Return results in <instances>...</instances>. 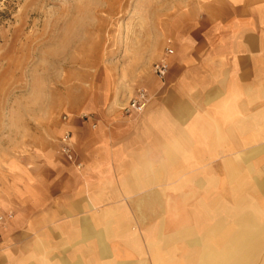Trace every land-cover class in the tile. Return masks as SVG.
<instances>
[{
	"label": "crops",
	"instance_id": "1",
	"mask_svg": "<svg viewBox=\"0 0 264 264\" xmlns=\"http://www.w3.org/2000/svg\"><path fill=\"white\" fill-rule=\"evenodd\" d=\"M130 33L118 70L0 171V264H264V0H183Z\"/></svg>",
	"mask_w": 264,
	"mask_h": 264
},
{
	"label": "rangeland",
	"instance_id": "2",
	"mask_svg": "<svg viewBox=\"0 0 264 264\" xmlns=\"http://www.w3.org/2000/svg\"><path fill=\"white\" fill-rule=\"evenodd\" d=\"M182 1L0 0V171L102 85L100 72L118 70L134 27ZM64 133L61 155L79 169L70 132L71 158L62 151Z\"/></svg>",
	"mask_w": 264,
	"mask_h": 264
},
{
	"label": "built area",
	"instance_id": "3",
	"mask_svg": "<svg viewBox=\"0 0 264 264\" xmlns=\"http://www.w3.org/2000/svg\"><path fill=\"white\" fill-rule=\"evenodd\" d=\"M168 53L172 52L171 50L167 51ZM153 72L159 78L163 79L167 72V65L164 60H160L153 65ZM150 97L144 89H137L134 95L129 99L127 105L123 108L124 113H141L146 107ZM63 143L62 151L68 153L67 156L71 158V153L69 150V134L68 132L64 133L61 138ZM3 221L2 216H0V222Z\"/></svg>",
	"mask_w": 264,
	"mask_h": 264
}]
</instances>
